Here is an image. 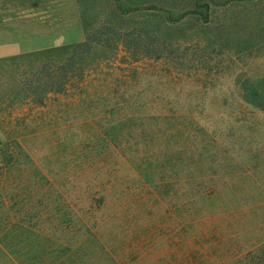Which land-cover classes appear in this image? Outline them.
<instances>
[{"label":"trees","instance_id":"trees-1","mask_svg":"<svg viewBox=\"0 0 264 264\" xmlns=\"http://www.w3.org/2000/svg\"><path fill=\"white\" fill-rule=\"evenodd\" d=\"M262 2L99 0L81 14L83 40L49 49L53 73L36 87L83 95L84 138L68 173L21 169L16 144L0 157V264H264V155L232 129L206 132L200 99L177 94L191 76L181 45L205 53L225 31L263 42ZM96 50L123 52L120 73L90 78ZM242 89L264 112L263 83Z\"/></svg>","mask_w":264,"mask_h":264},{"label":"rangeland","instance_id":"rangeland-1","mask_svg":"<svg viewBox=\"0 0 264 264\" xmlns=\"http://www.w3.org/2000/svg\"><path fill=\"white\" fill-rule=\"evenodd\" d=\"M228 2L224 7L233 4ZM254 8L264 10V2ZM99 10V0H0V157L16 144L21 148V169L31 163L52 175L61 169L71 172L73 150L84 138L83 95L73 96L72 89L63 95H45L36 87V81L53 73L47 51L81 42V14L91 15ZM243 38L238 32L225 31L216 46L207 48L205 53L199 50L202 40L201 44L197 39L182 44L177 55L182 57L184 73L191 76L183 79L177 94L191 93L200 99L198 109L205 115L199 124L206 132L232 129L235 137L249 136L252 148L261 150L262 157L264 112L243 102L242 87L254 82L264 85V41L253 44ZM192 54L194 64L184 59ZM123 55L94 51L88 59L90 78L110 80L113 73L119 74L114 68L122 67L119 61ZM199 63L208 70V84L205 82L204 87H199L197 78L192 76ZM158 82L163 83V78ZM84 85L79 84L77 91L81 92ZM161 88L153 85L151 91L162 90L165 94ZM42 97L46 98L44 107L38 105ZM178 101L176 104L183 105V99ZM215 150L216 159L224 161L220 149ZM261 161L264 163V159Z\"/></svg>","mask_w":264,"mask_h":264}]
</instances>
